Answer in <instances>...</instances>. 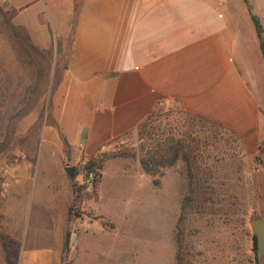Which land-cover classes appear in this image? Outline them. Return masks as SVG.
Here are the masks:
<instances>
[{
  "label": "crops",
  "instance_id": "obj_1",
  "mask_svg": "<svg viewBox=\"0 0 264 264\" xmlns=\"http://www.w3.org/2000/svg\"><path fill=\"white\" fill-rule=\"evenodd\" d=\"M4 2L18 10L25 51L47 54L50 64L53 52L63 62L51 114L72 147L68 160L60 131L48 126L43 147L27 154L0 200V233L17 264H122L123 237L134 236L136 216L154 210L151 177L138 158L108 159L95 190L81 194L83 233L67 249L77 221H70L75 180L67 165L107 153L158 107L179 102L250 145L264 139L259 39L245 12L237 19L227 0ZM46 35L53 37L49 44ZM50 64L43 77L55 76ZM55 152L54 160L45 155ZM133 177L138 207L130 199ZM7 256L0 240V264H8Z\"/></svg>",
  "mask_w": 264,
  "mask_h": 264
},
{
  "label": "rangeland",
  "instance_id": "obj_2",
  "mask_svg": "<svg viewBox=\"0 0 264 264\" xmlns=\"http://www.w3.org/2000/svg\"><path fill=\"white\" fill-rule=\"evenodd\" d=\"M227 1L233 6L237 19H243V11L253 25L249 5L264 27V0H247V3L245 0ZM17 14L18 10L8 8L6 2L0 0V168L21 152L28 154L43 147V133L53 120L49 100L63 66L62 60L57 61V54L53 52L50 64L43 59L48 57L47 54L36 53L34 49L25 51L27 34L18 28ZM52 38L45 36L48 44ZM53 63L55 76L43 77L42 73L49 64L53 67ZM165 109L147 136L132 132L117 140L106 154L125 152L136 154L139 159L143 153L142 145L151 149L158 134L179 136L181 131H190L188 115L174 106ZM260 110L264 114V109ZM220 134L227 142L217 144L216 149H212L213 154L230 159L228 166L232 168L228 171V178H221V181L231 187L237 200L230 199L224 206L216 207V216L202 220L195 229H189L188 241L196 249L189 258L191 264H258L249 222L252 218H264V139L253 145L246 142L245 146L224 130ZM45 155L51 160L57 157L56 152ZM257 156L262 161H258ZM71 163L67 168H74ZM112 178L106 173L105 182ZM73 179L79 183L82 181L80 175ZM127 180L132 206L138 207L139 199L134 189L136 177ZM161 180L162 186L156 188L154 210L136 216L134 236L123 237L122 264H177V223L181 203L188 190L185 163L180 161L167 169ZM196 254L198 261L194 257Z\"/></svg>",
  "mask_w": 264,
  "mask_h": 264
},
{
  "label": "trees",
  "instance_id": "obj_3",
  "mask_svg": "<svg viewBox=\"0 0 264 264\" xmlns=\"http://www.w3.org/2000/svg\"><path fill=\"white\" fill-rule=\"evenodd\" d=\"M245 2L247 3V0H245ZM248 9L252 23L257 32L260 50L264 59V27L260 18L252 11L249 5ZM55 90L56 86L53 88L51 95H53ZM51 97L49 100L50 108L52 107ZM172 106L188 115V122H190V124L187 127H189L190 131H181L179 136H175L174 134H170L172 136H166L164 133L158 134L157 137L154 138L155 143L151 149L148 150L146 149V145H142L143 153L140 154L139 159L144 173L151 177L155 188H160L162 186L161 179L165 176L167 169L176 166L180 161L185 163L188 177V190L182 200L181 214L177 223L176 261L177 264H191L192 260L189 258V254H191V252L194 253L196 249L195 246L188 241L187 232L189 229H195L202 220L216 216V207L224 206L229 203L230 199L237 200V195L232 193L231 187L222 184L221 181L224 178H228V171L232 168L228 166L230 159H226L225 156H215L213 154L217 144L220 145L222 142H227L220 134V131L224 130L226 133L228 132L232 136H236L237 141H242L245 146L247 141L241 134L232 128L205 116L187 112L179 102H173L168 107L165 105L158 107L154 112V116L158 118L154 119L150 117L132 132L137 131L138 135L142 137L147 136L149 129L154 130V124L163 116L166 110L165 108L168 109ZM51 125L60 131L65 146L66 156L68 160H70L72 150L71 144L54 119ZM259 151L261 154V147ZM223 155H225V152H223ZM129 157L137 158V155L125 152L112 155L104 153L92 158L85 164L84 168H98L101 180L103 164L108 159ZM257 160L262 161L259 156H257ZM218 164L221 166L217 167L216 165ZM73 169L75 176L77 175V171L75 168ZM79 188L78 182L74 181L72 184L73 201L70 207V221L73 223L80 217L78 205L81 199V193ZM253 239L256 250V238L254 235ZM0 240L8 254V264H17L16 253L9 247L5 237L1 233ZM194 257L196 261H198V255H194Z\"/></svg>",
  "mask_w": 264,
  "mask_h": 264
},
{
  "label": "built area",
  "instance_id": "obj_4",
  "mask_svg": "<svg viewBox=\"0 0 264 264\" xmlns=\"http://www.w3.org/2000/svg\"><path fill=\"white\" fill-rule=\"evenodd\" d=\"M26 160L27 154L21 152L15 157L11 158L0 168V200L10 187V179L12 175L21 164L26 162ZM85 164L86 163L77 164L74 166L75 170L77 171V175L82 177V181L80 183L78 182L81 194L93 192L100 181V171L98 168L93 167L90 169H85ZM70 232V246L76 247L79 244L80 237L83 233V225L80 221V218L77 219Z\"/></svg>",
  "mask_w": 264,
  "mask_h": 264
},
{
  "label": "water",
  "instance_id": "obj_5",
  "mask_svg": "<svg viewBox=\"0 0 264 264\" xmlns=\"http://www.w3.org/2000/svg\"><path fill=\"white\" fill-rule=\"evenodd\" d=\"M70 176H74L73 168L67 169ZM253 235L256 238V257L258 264H262L264 259V218H252L249 222ZM71 232L66 236V248H70Z\"/></svg>",
  "mask_w": 264,
  "mask_h": 264
}]
</instances>
